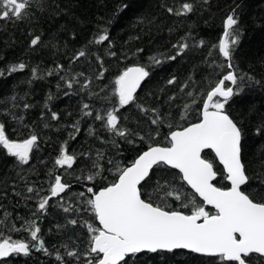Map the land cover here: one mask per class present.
I'll return each mask as SVG.
<instances>
[{
  "label": "trees",
  "instance_id": "obj_1",
  "mask_svg": "<svg viewBox=\"0 0 264 264\" xmlns=\"http://www.w3.org/2000/svg\"><path fill=\"white\" fill-rule=\"evenodd\" d=\"M184 2L193 4L191 13L178 16L167 11L179 9ZM233 9L241 31L232 70L243 79L233 86L238 95L226 105V111L243 131L242 158L250 179L242 191L264 202V0H34L25 19L0 20V123L11 140L38 137L26 165L0 146V239L10 236L30 245L28 255L13 254L0 264H85L82 255L77 260L66 253L86 252L89 233L85 222L99 227L86 203L92 198L87 188L99 192L116 180L117 165L131 164L150 145L167 146L171 131L199 122L207 91L229 71L215 46L223 35V21ZM102 34L109 40L94 43ZM35 36L41 39L32 47ZM180 44L188 47L177 55L179 49L173 45ZM82 50L86 55L73 60ZM170 56L176 58L168 59ZM153 57L161 63H153ZM20 63L25 64L24 69L9 71ZM136 65L145 67L150 75L135 100L116 113L118 127L128 133L122 138L95 117H106L117 106L114 80L125 68ZM173 77L175 83L168 84ZM67 81H72L71 88ZM85 103L88 110H83ZM89 110L91 116L83 114ZM53 112L59 119L51 118ZM157 117L159 122L152 124ZM62 146L76 157L72 168L55 165ZM202 156L214 164L216 186L229 187L213 154ZM97 171L100 174L93 181L86 179ZM56 175L69 187L39 211L41 198L51 195ZM158 184L181 190L184 203L191 197L179 173L155 166L142 183L143 198L160 204L163 192L157 191ZM28 187L34 191L29 193ZM166 203L168 210L190 214L191 207H181V201L168 198ZM197 203H201L198 198ZM72 220L77 223L71 224ZM33 222L40 228L38 236L47 252L37 250V242L31 239L29 225ZM57 252L63 262L56 259ZM128 264L222 262L218 257L174 251L138 254ZM251 264H260V258L253 256Z\"/></svg>",
  "mask_w": 264,
  "mask_h": 264
},
{
  "label": "snow or ice",
  "instance_id": "obj_2",
  "mask_svg": "<svg viewBox=\"0 0 264 264\" xmlns=\"http://www.w3.org/2000/svg\"><path fill=\"white\" fill-rule=\"evenodd\" d=\"M33 2L34 0H0V20L25 19ZM193 10L194 6L189 2H184L177 10L167 9L169 13L175 12L178 16ZM240 31V21L233 9L223 21V35L215 46L227 61L229 71L207 91L206 98L202 101L199 122L171 131L166 138L167 146L150 145L131 164L124 167L117 165L116 180L99 192H94L91 187L87 188V192L92 193V198L86 203L100 227L85 222L89 233L88 248L83 254L69 250L66 253L68 257L80 260L82 255L85 264H128L130 257L140 253H172L174 250L186 249L191 253L218 257L222 264H251L253 256L260 258V264H264V202H257L242 191V186L247 185L250 179L242 158L243 131L226 111V105L238 95L233 86H238V79H243L232 70L234 66L231 62L235 47L240 41ZM40 39V36L33 37L30 46H37ZM107 40L108 35L102 34L94 43L100 44ZM173 47H178L177 55H180L188 45ZM85 55L82 50L73 60ZM175 58L176 56L168 57L171 60ZM152 59L153 63H161L155 57ZM24 68L25 64L20 63L12 66L9 71L15 72ZM33 72L35 73V69ZM149 75V71L143 66L125 68L114 80L113 95L117 98V106L108 110L106 117L97 114L95 119L105 121L104 126L109 131L126 138L128 133L118 127L119 117L116 113L135 100L137 90ZM102 76L103 73L97 78ZM173 83L174 77L168 81V84ZM67 86L71 88L72 81H67ZM84 87H88V82ZM188 95L192 96V93L189 92ZM24 107L27 108L28 105ZM88 109L89 105L85 103L83 110ZM141 110L146 111L143 108ZM83 114L91 116L92 112L84 111ZM51 118L59 119L55 112ZM158 122L159 117L151 121L154 125ZM75 130L79 131L78 128ZM256 131L259 134L261 129ZM139 139L144 140L145 137L139 136ZM37 141L35 134L22 141L11 140L6 135L5 125L0 123V146L21 165L29 163L30 154ZM128 142L132 143L131 140ZM205 150L214 152L215 158L223 166V179L228 182L229 187H217L214 183L218 173L213 162L202 156ZM75 159L62 146L55 165L72 168ZM94 166L99 168V165ZM154 166L178 170L179 179L191 189V197L187 203L183 202L186 198L184 193L171 185H157V191L163 192L159 197L160 204L153 203L151 198H143L142 182L150 178ZM99 174L97 171L86 179L93 181ZM68 187V184L62 182V177L56 175L50 186L51 195L41 198L38 210H45L49 199L60 196ZM27 191L32 193L34 190L28 187ZM197 197L201 203H197ZM168 198L181 201L183 208L191 207L190 214L168 210ZM206 206H211L214 212L206 210ZM68 210L64 209L66 212ZM70 223L75 225L77 221L72 220ZM29 230L32 241L37 242V250L47 252L44 241L38 236L40 228L33 222L29 225ZM29 251L30 245L24 241L12 240L10 236L0 239V259L13 254L28 255ZM56 259L64 261L59 252Z\"/></svg>",
  "mask_w": 264,
  "mask_h": 264
},
{
  "label": "water",
  "instance_id": "obj_3",
  "mask_svg": "<svg viewBox=\"0 0 264 264\" xmlns=\"http://www.w3.org/2000/svg\"><path fill=\"white\" fill-rule=\"evenodd\" d=\"M221 56H222V54H221ZM223 57V56H222ZM224 58V57H223ZM225 59V58H224ZM144 82V81H143ZM142 82V83H143ZM142 85V84H141ZM139 90V89H138ZM137 90V91H138ZM204 152H211L213 155H214V157H215V154H214V152H212L211 150H205ZM203 152V153H204ZM202 153V154H203ZM216 160H217V163L219 164V161H218V159L216 158ZM219 166L223 169V166L222 165H220L219 164ZM155 167V166H154ZM169 169H171V168H169ZM172 170H174V171H176L177 173H178V170H175V169H172ZM215 182V181H214ZM227 182V181H226ZM143 183V182H142ZM227 184H228V182H227ZM186 185V184H185ZM229 185V184H228ZM187 186V185H186ZM230 186V185H229ZM188 188H189V190L191 191V189H190V187L189 186H187ZM244 186H242V188H243ZM198 198V197H197ZM199 199V198H198ZM200 200V199H199ZM206 208H208V209H211V210H213L214 211V209L211 207V206H206ZM97 223H98V225H99V222L97 221ZM99 227H100V225H99ZM174 251H183V252H187V253H191L189 250H186V249H178V250H174ZM144 253H148V252H144ZM167 253V252H166ZM140 254H142V253H140ZM148 254H154V253H148ZM191 254H195V255H198V256H202V257H208V258H217V257H210V256H206V255H202V254H196V253H191ZM138 255V254H137ZM9 257H6V258H2V259H0V262L1 261H4V260H7Z\"/></svg>",
  "mask_w": 264,
  "mask_h": 264
}]
</instances>
